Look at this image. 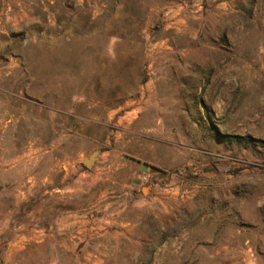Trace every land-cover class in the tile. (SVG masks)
<instances>
[{"label":"rangeland","instance_id":"obj_1","mask_svg":"<svg viewBox=\"0 0 264 264\" xmlns=\"http://www.w3.org/2000/svg\"><path fill=\"white\" fill-rule=\"evenodd\" d=\"M0 264H264V0H0Z\"/></svg>","mask_w":264,"mask_h":264},{"label":"water","instance_id":"obj_2","mask_svg":"<svg viewBox=\"0 0 264 264\" xmlns=\"http://www.w3.org/2000/svg\"><path fill=\"white\" fill-rule=\"evenodd\" d=\"M99 155V152H94L91 156H89L88 158H86L83 161V165L86 169H91L92 167H94L96 161H97V157Z\"/></svg>","mask_w":264,"mask_h":264},{"label":"crops","instance_id":"obj_3","mask_svg":"<svg viewBox=\"0 0 264 264\" xmlns=\"http://www.w3.org/2000/svg\"><path fill=\"white\" fill-rule=\"evenodd\" d=\"M26 2H28L30 4V6H31L32 3H34V0H26ZM53 3H55V1H53ZM98 157H99V155H98ZM98 157H97V160H98ZM88 170H90V169H88ZM149 170H150L149 167H145L143 170H141V172H142V176L140 177L141 180H142L143 177H146L147 179L149 178V175H148L149 174ZM145 198L149 199L148 196H146ZM149 200H152V199L150 198Z\"/></svg>","mask_w":264,"mask_h":264},{"label":"built area","instance_id":"obj_4","mask_svg":"<svg viewBox=\"0 0 264 264\" xmlns=\"http://www.w3.org/2000/svg\"><path fill=\"white\" fill-rule=\"evenodd\" d=\"M142 181H147V178H146V177H143V178H142Z\"/></svg>","mask_w":264,"mask_h":264}]
</instances>
